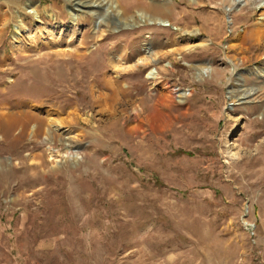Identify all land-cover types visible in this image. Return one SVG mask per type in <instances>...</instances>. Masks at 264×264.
I'll list each match as a JSON object with an SVG mask.
<instances>
[{
	"label": "rangeland",
	"instance_id": "374dc122",
	"mask_svg": "<svg viewBox=\"0 0 264 264\" xmlns=\"http://www.w3.org/2000/svg\"><path fill=\"white\" fill-rule=\"evenodd\" d=\"M114 2L0 0V113L79 118L0 133V264H264V0Z\"/></svg>",
	"mask_w": 264,
	"mask_h": 264
},
{
	"label": "bare ground",
	"instance_id": "6f19581e",
	"mask_svg": "<svg viewBox=\"0 0 264 264\" xmlns=\"http://www.w3.org/2000/svg\"><path fill=\"white\" fill-rule=\"evenodd\" d=\"M67 1L70 2L72 0H67ZM111 1L113 3H115L114 0H111ZM96 11H98L102 15L103 10L98 9ZM103 16H104V14L102 15V17ZM155 19H156V21L159 20V22H161V23L166 22L165 20L157 18V17ZM149 60L150 59H146V60L141 59V60L137 61V63L135 65L124 67V70L126 71L129 69H136L138 66H140V64H144L145 62L147 63ZM206 69H207L206 67L201 68L200 69L201 73L204 74ZM207 70H209V69H207ZM149 76H151V78L154 80H157L160 77L159 73H157L155 71L151 72L149 74ZM107 89L109 90L110 93L106 94V95H100V97H98L99 98L98 101L102 102V104H100V105H103V103H105V106H107L109 104V107H111L112 109L107 111L106 108L102 107V109L99 111V113H103V112L105 113V111H107L106 114L110 115L111 119L118 117V115L122 113V111H118V107L122 105L121 103L123 101L125 103H130V105H133L138 100L137 98H135L137 100L132 99V98H129V100H128L127 95H129L128 94L129 91H125L124 89L120 88L117 85V83L111 84ZM177 94H178L180 99H183L187 95L186 92H180ZM143 106H145V105H143ZM150 109L151 108H149L148 106H145L141 109L136 110L137 120L138 119L141 120L140 124H142V125L145 124V120L147 118H149ZM22 111H24V110H22ZM22 111H15V112L9 111V113H0V133L3 130H5V131H3L5 133L3 135L4 141H7V138H6L7 135L10 136L11 141H15V142L19 141L20 139H22L24 133H27V134L29 133V136L32 138H36L39 135H45L46 138L51 141L52 139H54L56 137H61L60 135L57 136L54 133V131H53L54 126H56L58 128V130H61L62 125L74 126V125H77L78 121H79V118L75 114L70 115L65 120L55 121L53 119H47V118H43L41 116H36L35 114H32L29 111L28 112H22ZM33 124H35V125L32 127ZM140 127H143V126H140ZM15 132H18V133L15 135L14 134ZM66 137H68V141L70 143H73L75 140L80 139L79 137L77 138V136H74V137L71 136V133H67ZM50 149H53V147L50 146ZM38 156L39 155H30L29 157L36 159V158H38ZM70 156H71V159L73 161L77 160V158L74 156L72 150H70ZM34 163L35 162L33 161L32 164H34Z\"/></svg>",
	"mask_w": 264,
	"mask_h": 264
},
{
	"label": "trees",
	"instance_id": "16d2710c",
	"mask_svg": "<svg viewBox=\"0 0 264 264\" xmlns=\"http://www.w3.org/2000/svg\"><path fill=\"white\" fill-rule=\"evenodd\" d=\"M32 80H33V78H32ZM33 83H35V81Z\"/></svg>",
	"mask_w": 264,
	"mask_h": 264
}]
</instances>
